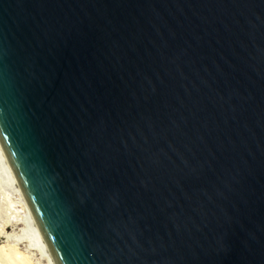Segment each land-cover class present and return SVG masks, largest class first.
<instances>
[{
	"label": "water",
	"instance_id": "obj_1",
	"mask_svg": "<svg viewBox=\"0 0 264 264\" xmlns=\"http://www.w3.org/2000/svg\"><path fill=\"white\" fill-rule=\"evenodd\" d=\"M0 146L52 264H264V0H0Z\"/></svg>",
	"mask_w": 264,
	"mask_h": 264
},
{
	"label": "bare ground",
	"instance_id": "obj_2",
	"mask_svg": "<svg viewBox=\"0 0 264 264\" xmlns=\"http://www.w3.org/2000/svg\"><path fill=\"white\" fill-rule=\"evenodd\" d=\"M0 239V264H52L1 146Z\"/></svg>",
	"mask_w": 264,
	"mask_h": 264
},
{
	"label": "rangeland",
	"instance_id": "obj_3",
	"mask_svg": "<svg viewBox=\"0 0 264 264\" xmlns=\"http://www.w3.org/2000/svg\"><path fill=\"white\" fill-rule=\"evenodd\" d=\"M8 230H10V229H8ZM2 240L0 239V242H1Z\"/></svg>",
	"mask_w": 264,
	"mask_h": 264
}]
</instances>
